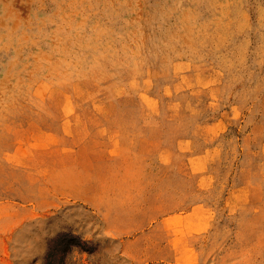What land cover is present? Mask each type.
I'll return each instance as SVG.
<instances>
[{
  "label": "rangeland",
  "instance_id": "374dc122",
  "mask_svg": "<svg viewBox=\"0 0 264 264\" xmlns=\"http://www.w3.org/2000/svg\"><path fill=\"white\" fill-rule=\"evenodd\" d=\"M0 264H264V0H0Z\"/></svg>",
  "mask_w": 264,
  "mask_h": 264
}]
</instances>
